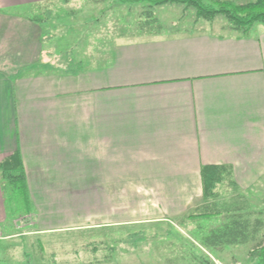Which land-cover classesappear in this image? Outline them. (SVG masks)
Segmentation results:
<instances>
[{
  "label": "crops",
  "instance_id": "obj_1",
  "mask_svg": "<svg viewBox=\"0 0 264 264\" xmlns=\"http://www.w3.org/2000/svg\"><path fill=\"white\" fill-rule=\"evenodd\" d=\"M46 1L0 0V163L20 151L40 222L96 206L194 207L204 166L264 191V26L172 25L114 43L76 75L37 72L54 58L33 20Z\"/></svg>",
  "mask_w": 264,
  "mask_h": 264
},
{
  "label": "rangeland",
  "instance_id": "obj_2",
  "mask_svg": "<svg viewBox=\"0 0 264 264\" xmlns=\"http://www.w3.org/2000/svg\"><path fill=\"white\" fill-rule=\"evenodd\" d=\"M216 1L205 0L213 5ZM221 1L241 6L254 0ZM145 6L142 2L122 0L101 3L70 0L55 7L54 20L44 22L43 33L52 37L46 49L54 53V58L45 59H51L54 64L47 63L55 68L44 66L35 71L43 72L47 68L65 71L68 64L71 66L70 62L74 63L73 67L79 62L84 67L99 64L114 43L152 37L141 33L139 27L140 13ZM155 13L165 29L172 25L192 28L198 23L214 24L213 30H220L222 26L230 28L225 17L218 16L213 21L198 18L194 8L183 4L157 7ZM162 33L174 32L164 30ZM245 195L250 203L251 218L264 221V191H250ZM235 198L233 191L224 190L219 200L233 203ZM201 200L194 207H182L173 213L165 206L126 205L119 214L117 208H83L77 214L71 213L73 222L55 224L58 227L54 228L50 223L40 222L34 203V211L29 215L23 212L20 203L7 204L0 175V263L250 264L255 245L264 240V231L253 245L219 250L205 248L203 238L225 224L227 218L223 215L191 220L189 216L206 202L203 183Z\"/></svg>",
  "mask_w": 264,
  "mask_h": 264
},
{
  "label": "trees",
  "instance_id": "obj_3",
  "mask_svg": "<svg viewBox=\"0 0 264 264\" xmlns=\"http://www.w3.org/2000/svg\"><path fill=\"white\" fill-rule=\"evenodd\" d=\"M101 3L104 0H94ZM145 3L140 13L139 27L141 33L157 36L162 33L163 25L157 18L155 9L168 4H183L196 10L198 18L213 21L218 16L225 17L230 29L248 35L256 24L264 25V0H254L246 5H236L227 1H216V5L208 4L205 0H122V2ZM70 0H50L39 7L42 13L33 20L44 23L51 20L54 8L69 3ZM52 37H46V45L51 43ZM47 54H51L48 53ZM52 56V55H51ZM63 73L78 74L83 69L79 62L73 67V62ZM50 64H46L49 66ZM50 68V66H49ZM47 68L46 71L49 70ZM2 190L7 204L20 203L24 213L28 215L34 211V205L29 190L27 175L20 151L7 156L0 163ZM205 204L200 206L189 216L191 220L226 216L227 222L221 227L209 232L202 241L205 248L219 250L226 247H239L256 244L259 235L264 231V221L260 218L252 219L250 204L246 195L235 183L231 166H204L201 171ZM224 190L233 191L236 195L233 203L220 202ZM1 264V263H0ZM250 264H264V240L257 243L251 253Z\"/></svg>",
  "mask_w": 264,
  "mask_h": 264
}]
</instances>
